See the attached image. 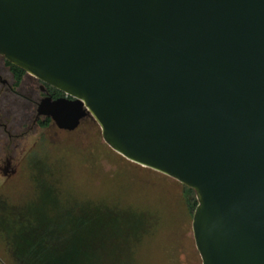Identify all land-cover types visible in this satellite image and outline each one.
Wrapping results in <instances>:
<instances>
[{
	"label": "water",
	"instance_id": "water-1",
	"mask_svg": "<svg viewBox=\"0 0 264 264\" xmlns=\"http://www.w3.org/2000/svg\"><path fill=\"white\" fill-rule=\"evenodd\" d=\"M0 54L71 97L37 116L194 191L202 264H264V0H0Z\"/></svg>",
	"mask_w": 264,
	"mask_h": 264
},
{
	"label": "rangeland",
	"instance_id": "rangeland-1",
	"mask_svg": "<svg viewBox=\"0 0 264 264\" xmlns=\"http://www.w3.org/2000/svg\"><path fill=\"white\" fill-rule=\"evenodd\" d=\"M27 128L0 136V168L8 159L12 169H0V264H20L10 248L4 217L35 201L44 184L55 189L62 204L128 209L148 220L138 240L99 246L90 264H202L188 206L193 190L112 150L91 116L74 130L53 123Z\"/></svg>",
	"mask_w": 264,
	"mask_h": 264
},
{
	"label": "trees",
	"instance_id": "trees-1",
	"mask_svg": "<svg viewBox=\"0 0 264 264\" xmlns=\"http://www.w3.org/2000/svg\"><path fill=\"white\" fill-rule=\"evenodd\" d=\"M41 188L35 201L13 209L2 221L20 264H90L99 246L108 242L129 245L149 226L148 220L132 210L62 204L53 187L44 184ZM188 206L194 210V196Z\"/></svg>",
	"mask_w": 264,
	"mask_h": 264
},
{
	"label": "flooded vegetation",
	"instance_id": "flooded-vegetation-1",
	"mask_svg": "<svg viewBox=\"0 0 264 264\" xmlns=\"http://www.w3.org/2000/svg\"><path fill=\"white\" fill-rule=\"evenodd\" d=\"M44 98L57 100L71 97L12 64L0 54V136L3 133L10 135L11 130L16 132L27 125L29 129L53 123L48 116H37V107ZM0 169L3 173L12 171L8 159L4 160V166Z\"/></svg>",
	"mask_w": 264,
	"mask_h": 264
}]
</instances>
